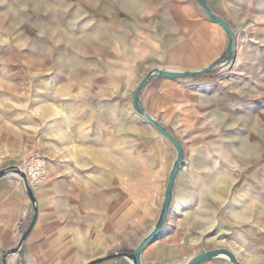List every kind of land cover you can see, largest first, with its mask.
<instances>
[{
	"label": "rangeland",
	"instance_id": "374dc122",
	"mask_svg": "<svg viewBox=\"0 0 264 264\" xmlns=\"http://www.w3.org/2000/svg\"><path fill=\"white\" fill-rule=\"evenodd\" d=\"M190 4L211 29L176 16ZM230 16L233 54L200 0H0V176L19 177L16 165L34 150L49 158L47 148L69 149L68 129L86 111V121L95 113L98 126L117 132L119 186L143 168L159 134L133 106L139 83L156 70L216 63L205 75L173 80L181 95L174 88L163 93L158 79L139 94L140 107L164 128L200 130L197 141L180 137L184 157L171 203L187 210L176 213L170 205L164 226L192 228L201 254L227 250L240 264H264V2L260 15L232 8ZM197 94L208 110L182 113L180 102L197 104ZM126 158L132 166L123 174ZM55 181L37 194L57 189L70 223L94 207L108 219L110 202L123 203L119 193L85 199L70 183Z\"/></svg>",
	"mask_w": 264,
	"mask_h": 264
},
{
	"label": "crops",
	"instance_id": "0c3cea01",
	"mask_svg": "<svg viewBox=\"0 0 264 264\" xmlns=\"http://www.w3.org/2000/svg\"><path fill=\"white\" fill-rule=\"evenodd\" d=\"M207 2L210 9L231 26L232 8L245 10L253 16L260 15L264 0ZM176 16L191 24L212 28L200 18V13L192 4L177 12ZM212 24L219 25L215 22ZM169 69L178 70H164ZM158 80L163 81V93L171 88L180 95L183 93L173 80ZM197 95V104L180 102L181 112L184 109L185 113L201 114L208 110L200 103L204 96ZM162 111L166 113L165 108ZM146 112L154 119L157 116L148 108ZM83 113L84 118L78 126L68 129L73 142L69 149L63 146L55 153L47 148L49 158L44 156L48 160V181L54 176L55 183H70V188L81 193L79 197L85 199L113 200L119 193L123 203L119 204L116 200L110 202L112 213L108 219L103 220L100 207H94L92 212L88 209L76 223H70L69 220L73 218L66 217L58 207L57 189L46 195L35 192L38 208L34 209L20 176L4 175L0 177V264H133L130 256L156 228L177 155L174 146L162 135L155 134L143 168L136 175L121 179L118 186L117 132L112 126H98L95 113H89L88 121L86 111ZM185 116L183 114L180 118L184 119ZM166 130L179 141L181 136H192L194 142L200 134V130L191 126H182L179 134ZM73 137H76V141L72 140ZM120 166L123 174H126L132 160L126 158ZM75 183L78 189L72 185ZM174 200L171 209L176 213H185V205L178 207ZM191 231L192 228L187 230L180 224L167 223L141 252L142 263H188L201 254L198 237L196 234L193 236ZM200 264L230 263L222 258H213Z\"/></svg>",
	"mask_w": 264,
	"mask_h": 264
},
{
	"label": "water",
	"instance_id": "95a60500",
	"mask_svg": "<svg viewBox=\"0 0 264 264\" xmlns=\"http://www.w3.org/2000/svg\"><path fill=\"white\" fill-rule=\"evenodd\" d=\"M200 1H201V5H202L203 10H204L205 14L207 15V17L210 20H212L213 22L219 24L227 33L229 40H230V53L233 54L235 51V35H234V32H233L231 26L224 19H222L221 17L216 15L210 9V7L208 6V4L206 3L205 0H200ZM215 65H216V63L211 65V66H208L207 68H205L203 70H198V71H176V72H173V71H169V70H156L155 72L147 75L142 80V82L139 83V85L137 86V88L135 89V91L133 93L132 103H133L134 108L140 114H142L144 119L151 126H153L159 132L160 135L164 136L166 139H168L172 143V145L174 146L176 153H177V157H176V160H175V163H174V166L172 168L170 178L168 181L164 205H163V210H162L160 220H159L156 228L147 236V238L138 246V248L135 250V252L130 256V259L132 260L133 264H141V259H140L141 252L143 251V249L145 248V246L149 242H151L153 239H155L160 234V232L162 231V229L164 227L165 221H166L167 216L169 214L170 205H171L172 188L174 186V182H175L177 173L179 171L180 166L182 165V161H183V157H184V149H183L181 142L175 136H173L170 132H168L162 125H160L154 118L149 116L140 107V105H139V94H140L141 90L151 80L158 79V78H165V79H170V80H179V79H184V78L199 77V76H202V75L209 73L215 67ZM24 184H25V188H26V191H27L29 197L31 198V200H33L34 195H33L32 191L30 190V188L28 187L26 182H24ZM28 234H29V231L25 234V236L23 237V240L27 237ZM219 255H226L232 264H240L234 258V256L227 250H218V251L203 253V254L195 257L194 259H192L191 261H189L186 264H200L204 261L213 259Z\"/></svg>",
	"mask_w": 264,
	"mask_h": 264
},
{
	"label": "built area",
	"instance_id": "2783aa9c",
	"mask_svg": "<svg viewBox=\"0 0 264 264\" xmlns=\"http://www.w3.org/2000/svg\"><path fill=\"white\" fill-rule=\"evenodd\" d=\"M16 172L20 178L27 183L28 187L34 195L32 206L38 208L35 192L42 188L49 179L48 160L44 154L38 150L32 151L20 164L16 165Z\"/></svg>",
	"mask_w": 264,
	"mask_h": 264
},
{
	"label": "bare ground",
	"instance_id": "6f19581e",
	"mask_svg": "<svg viewBox=\"0 0 264 264\" xmlns=\"http://www.w3.org/2000/svg\"><path fill=\"white\" fill-rule=\"evenodd\" d=\"M161 70V69H160ZM170 71V70H169ZM173 72H176V71H173ZM176 157H177V155H176ZM176 160V159H175ZM220 256H224L225 258H227L228 259V257L226 256V255H220ZM141 264H143L142 263V261H141Z\"/></svg>",
	"mask_w": 264,
	"mask_h": 264
}]
</instances>
